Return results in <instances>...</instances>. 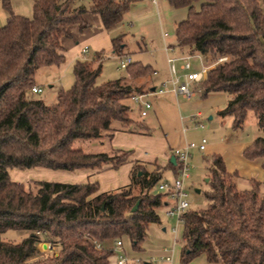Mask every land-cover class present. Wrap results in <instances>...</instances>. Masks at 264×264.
Wrapping results in <instances>:
<instances>
[{"label":"trees","instance_id":"obj_1","mask_svg":"<svg viewBox=\"0 0 264 264\" xmlns=\"http://www.w3.org/2000/svg\"><path fill=\"white\" fill-rule=\"evenodd\" d=\"M135 0H91L87 9L75 0H34L32 17L15 15L0 26V235L25 231L19 243L0 240V264H109V242L127 240L141 250L150 224L160 223L157 210L166 194H155L161 169L149 172L132 162L130 184L98 194L97 182L69 184L13 181L9 170L44 168L54 171L117 170L131 152L111 149L88 153L82 144L109 141L119 123L132 124L125 101L142 93L120 78L98 84L101 65L77 61L73 84L61 89L52 104L33 98L35 74L43 67L64 62L62 39L70 26L89 27L84 15L99 16L107 31L117 29ZM175 9L186 8V18L175 25L176 46L185 54L212 57L215 65L197 84L200 97H228L221 117L231 128H242L252 112L264 130V7L258 0H167ZM123 36L112 39V51L122 56ZM131 80L150 76L139 62L127 68ZM142 127V126H141ZM143 131L147 132L145 129ZM246 160H260L264 169V138L243 151ZM209 192L204 209H189L182 216L181 264L198 256L208 263L264 264V194L259 184L239 191L237 173L225 178L220 155L210 160ZM168 166L177 171L175 163ZM27 184V188H25ZM33 185V188L31 187ZM44 242L57 254L42 256ZM99 245V248L97 247Z\"/></svg>","mask_w":264,"mask_h":264},{"label":"crops","instance_id":"obj_2","mask_svg":"<svg viewBox=\"0 0 264 264\" xmlns=\"http://www.w3.org/2000/svg\"><path fill=\"white\" fill-rule=\"evenodd\" d=\"M27 2H31V5L33 6L34 0H0V26H4L8 18V13L4 8L5 3L8 4L9 8L15 15L23 16L28 14L26 4L29 5V3ZM83 2L84 0H75V5L84 6L88 9L91 4V0H87L86 6L83 5ZM127 14L128 18L135 22L134 25L140 23L142 28L137 31L138 35L136 34V36L140 37L141 40L134 41L133 48L136 51L128 49L130 47L129 36H134V34H129V28L123 24V19L126 13L123 16L121 25L117 29L107 31L103 27L99 16L88 12L84 15V20L89 24V27L83 31H80L79 27L76 25L68 28V36L62 39L64 62L58 66L43 67L38 69L35 74V87L42 89V85L47 84L50 89V93L47 95L45 99L46 101H43L48 105L54 103L58 92L63 89V87L59 85V78H63V75L69 66H72L73 70L75 62L88 61L93 62L94 68L99 65H101L102 68V61L105 57H117L112 51V39L117 36H123L122 56H129L131 57L132 63L139 62L143 66H149L152 73L156 72V75L151 74L148 77L138 78L135 80H131L127 74L126 77H123L126 78L127 84L133 88L141 89L142 93H151L150 100L152 107L147 111V115L145 117H141L137 106L128 104V115L132 124L123 128L119 123H114L112 125L114 134L109 141H94L87 143L84 144L85 146L83 149L88 153L109 152L111 149L128 151L131 152L129 161L120 166L117 170L106 169L102 172L92 170H76L69 173H53L40 168L31 171L23 170V175L28 172H32V174H34L31 178L25 179V181H47L69 184L97 182L98 194H100L116 190L118 188L127 187L130 184V171L133 161H138L141 164H144L149 172L161 169V181L167 179L166 174L169 172L172 173L174 176L173 178H175L177 171L168 166L169 160L171 161V158L173 157V150L176 148H183L187 145V135L190 131L205 129L204 126L203 128H199L196 125L201 124L199 120L203 115L212 111L216 107L218 108V104L220 103H223L225 108L227 99L223 94H212L206 98H201V93H198L191 100H185L180 95H177L172 86L168 83L170 80V73L167 74V72H165L162 62L159 60V55L166 60V63L167 59L170 57L178 59L180 56L185 55L187 50L176 46L174 28L177 23L186 18V8L175 9L170 6L167 0H135L130 4ZM150 23L154 26V37H150V39H148L147 37L150 35L144 32V28ZM84 47L88 48V52L86 54L82 52ZM149 50L152 51V55L150 54L151 58L145 57ZM156 54H159L158 57ZM101 57L103 58L102 60ZM176 63L181 64V61L177 60ZM197 68L198 66L195 69ZM178 73L180 75V71H178ZM163 86H165L166 89L162 93H158L157 91ZM133 112L136 113L135 117L132 116ZM192 117H196L194 121H192ZM218 117L220 120L230 118L221 117L220 115ZM208 120L211 121L212 117L210 116ZM217 124L218 123L213 124L212 127L216 128ZM143 129L147 132L143 131ZM248 146L249 145L243 147L242 150L244 151V149ZM199 153L202 154L203 152ZM209 160L210 158H206L205 160L202 159V163L207 165V174L209 172ZM235 172L237 173V179H239L240 176L238 171L236 170L233 173ZM10 173H12L11 170H9V175H11ZM52 173L53 175H57L56 178L53 179L52 175L49 177L48 174ZM232 174L228 173L226 170V175L231 176ZM237 179L235 180L236 186ZM16 182L18 181L16 180ZM251 183L253 184L255 182L251 181ZM185 187L189 191L186 183ZM168 200V197L164 198L165 203L162 206L164 207V214L167 205L170 204V200ZM179 225L182 227V237L183 226L179 223L172 229L174 239L170 250L164 248L156 254L152 251H145L141 246V250L139 252H135L129 245L132 256H128L127 253L126 255L130 258H136L133 256H136L137 254H144L145 259L141 258L143 260H162V264H181V250L178 255H175V247L179 238ZM173 230H175V232ZM162 231L165 232V228H163ZM126 241L127 240L125 239L122 240L124 247ZM113 246L114 242H109L107 244V247L110 249H113ZM202 257L207 264H223L220 262L208 263L205 256L202 255ZM194 259L187 264H191ZM109 264H116V257L114 254L110 257Z\"/></svg>","mask_w":264,"mask_h":264},{"label":"rangeland","instance_id":"obj_3","mask_svg":"<svg viewBox=\"0 0 264 264\" xmlns=\"http://www.w3.org/2000/svg\"><path fill=\"white\" fill-rule=\"evenodd\" d=\"M261 7H264V0H258ZM29 5L26 3V7L28 10V14L23 15V17L26 18H31L32 17V5L31 2H27ZM83 5H87V0H84ZM132 19L128 18V14L126 12V15L124 16L123 19V24L126 25L129 29V34H134V36L130 35L129 36V50H134V41H140V37L136 36L138 35L137 31L141 28V24H135ZM154 26L152 23H150L147 27L144 28V32L150 36L147 38L150 39L153 38L154 36ZM142 29V28H141ZM136 32V33H134ZM132 50V51H133ZM136 51V50H134ZM152 51H148V53L145 55V57L151 58ZM91 55V54H89ZM131 55V54H130ZM157 57L159 54H156ZM131 58V57H130ZM103 58L101 57V60ZM100 60V61H101ZM159 60H161L163 68L165 69V72L167 74L170 73L169 70V65L166 63V60L163 59L161 55H159ZM206 64L209 66H214V60L212 57H208L205 59ZM180 63H175L176 69L179 71V66ZM192 66L193 69L198 66L197 61H192ZM127 70H122L119 69V59L117 57H112V56H107L105 59L102 61V70L101 74L99 75L97 79V83H103L107 81H112L116 79H120L123 77H126ZM60 84L63 89H68L71 87L73 83V73H72V66H69L64 75L63 78L60 77ZM42 93L33 95V98L36 99H41L45 100L47 95L50 93V89L48 88L47 84L42 85ZM226 96V95H224ZM226 99L228 97L226 96ZM46 101V100H45ZM125 104L132 105L131 101L129 98L125 101ZM224 108V104L220 103L218 104V108H214L212 111L208 112L207 114L203 115L200 118V123L205 127V129H198L197 131L193 130L190 131V133L187 135V144H200L202 140L205 141V150L203 153H199L197 150L191 151V160L189 162L190 165V178L186 180L187 187L189 188L191 199L193 201V206L191 209L195 210H201L206 208L207 206V200L205 198V193L209 192V181L212 178V175L210 172L207 174V165L202 163V159H208L211 158L213 155L218 154L220 155L226 166V170L228 173L232 174L234 171H238L239 173V179H237V186L236 190L239 191H244L251 189L252 184L251 181H254L256 184H259V190L260 193L263 195L264 194V169L261 167V161H248L243 157V147L247 145H251L252 142L256 138H264V130L259 129L257 124H256V119L255 116L252 112H249L245 122L242 126L241 129L234 131L231 128V120L230 118L226 120H220L219 119V112H221ZM132 116H136V113L133 112ZM212 117V120L209 121L208 118ZM218 123L217 127L214 128L212 127L213 124ZM200 128V127H199ZM82 148L85 146L84 144L81 145ZM204 162V161H203ZM39 168H34V169H28V170H37ZM44 169V168H40ZM51 171L53 173L57 172H70V171H54L50 169H44ZM11 179L14 181L18 182H27L25 179L31 178L32 172H28L23 175L22 172L17 169H12ZM27 172V171H25ZM48 174L49 177L52 175V178H56L57 175ZM172 173H167L165 180H162L160 183L168 181L169 183L172 182L173 178ZM207 180H206V178ZM225 178L229 180L230 182L232 181L231 176L225 175ZM235 184V182H234ZM33 188V185L31 186ZM27 188V184L25 186ZM199 190L200 193L197 194L195 191ZM153 192L155 194H161L158 190V187L156 186L153 189ZM169 201V200H168ZM164 207H161L157 210L159 217H160V224H151L148 226L147 229V235L146 238L143 242V249L146 251H152L154 253H158L162 251L164 248H167L170 250L173 245V233L172 229L176 227V222L175 220L167 219L164 214ZM165 228V232L162 231V229ZM181 225H179V238L178 242L176 243L175 247V255H178L179 251L181 250V245H182V237H181ZM28 236V232L25 231H13L9 230L3 234L0 235V240L3 242H11V243H19L21 240H23L25 237ZM39 250H41L38 247ZM124 249L126 250V253L128 256H132V252L130 250L129 244L126 241L125 242V247ZM44 250V248H43ZM42 256H46L49 254L41 253ZM55 255L57 254V250L55 249ZM136 258H143L144 254H137L136 256H133ZM191 264H207L202 256H198L194 259Z\"/></svg>","mask_w":264,"mask_h":264},{"label":"built area","instance_id":"obj_4","mask_svg":"<svg viewBox=\"0 0 264 264\" xmlns=\"http://www.w3.org/2000/svg\"><path fill=\"white\" fill-rule=\"evenodd\" d=\"M82 52L86 54L88 48L84 47ZM119 59V69L125 70L131 63L132 60L129 56H121ZM181 61L179 66L180 75L175 67L176 61ZM192 61H197L198 68L193 69ZM167 63L170 70L169 84L177 95H180L185 100H191L198 93L200 89L197 88V84L206 79L208 71L213 67L206 64L205 59L198 53L185 54L176 58H168ZM156 75V72H153ZM166 89L165 86L161 87L157 92L162 93ZM32 94L42 93V89L38 87H32L30 89ZM151 93H134L129 97L131 103L137 106L141 117L147 115V111L151 109L152 103L150 100ZM196 117H192V121ZM198 127L203 128V125L196 124ZM197 150L203 152L205 150V141L198 145L187 144L183 148H176L172 154L175 157L177 166V175L172 182H162L158 184V190L169 198L170 204L167 205L165 210V216L169 219L176 221V224H182V216L193 206L192 197L190 192L186 189L185 183L190 176V165L191 151ZM175 232V230H173ZM38 247L41 249L40 252L45 254H54L55 248L50 244L40 242ZM99 248V245H97ZM44 248V250H43ZM113 254L116 257V264H162V260H143L141 258H130L126 255L123 243L121 240H117L113 246Z\"/></svg>","mask_w":264,"mask_h":264},{"label":"water","instance_id":"obj_5","mask_svg":"<svg viewBox=\"0 0 264 264\" xmlns=\"http://www.w3.org/2000/svg\"><path fill=\"white\" fill-rule=\"evenodd\" d=\"M171 162L175 163V157L174 156L171 158ZM195 192L199 193V190H196Z\"/></svg>","mask_w":264,"mask_h":264}]
</instances>
